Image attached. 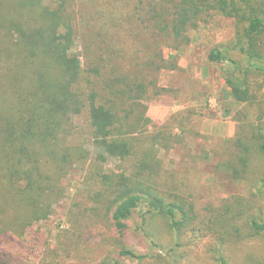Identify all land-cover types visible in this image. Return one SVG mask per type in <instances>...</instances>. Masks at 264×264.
Masks as SVG:
<instances>
[{
  "label": "rangeland",
  "instance_id": "1",
  "mask_svg": "<svg viewBox=\"0 0 264 264\" xmlns=\"http://www.w3.org/2000/svg\"><path fill=\"white\" fill-rule=\"evenodd\" d=\"M234 1L264 19V0ZM104 4L105 0H69L80 35L75 51L85 76L93 81L100 103L119 101L107 87L115 78H140L146 94L137 105L131 100L122 102L119 123L125 125L127 120L135 125L136 133L130 138L137 155L154 138L159 139L156 186L171 199L183 197L192 203L195 218L175 231L163 217L150 218L142 225L143 209H139L124 236L117 233L110 218L113 201L120 195L115 187L117 176L132 172L137 155L121 160L97 148L87 107L73 117L61 141L63 148L82 151L85 160L74 162L60 176L63 195L53 204L48 219L29 226L23 235L3 237L0 249L5 263L219 264L217 257L222 254L228 264H264V239L251 229L253 219L264 222V154L260 150L264 71L248 70L251 100L241 103L233 97L223 73L224 67L233 65L208 60L212 48L227 47L231 57L246 67L236 47L247 22L213 12L169 45L153 40L137 24L135 34H144L143 40L134 35L132 41L143 52L132 54L131 64L118 69L111 55L100 53V44L89 47L90 37L81 35L89 27L106 39ZM258 44L264 62V30ZM115 49L124 50L120 43ZM81 85L88 86L85 81ZM48 162V169L56 172ZM13 214L17 215L14 209L7 212L9 217ZM123 246L146 258L119 257Z\"/></svg>",
  "mask_w": 264,
  "mask_h": 264
},
{
  "label": "trees",
  "instance_id": "2",
  "mask_svg": "<svg viewBox=\"0 0 264 264\" xmlns=\"http://www.w3.org/2000/svg\"><path fill=\"white\" fill-rule=\"evenodd\" d=\"M103 6L108 11L106 39L102 32L93 33L89 27L81 35L90 37L89 47L100 44V53L111 55L118 69L131 64L132 54L143 52L132 41L134 35L143 40L144 34H135L137 24L153 40L162 39L169 45L213 12L245 20V34L236 48L245 57L246 67L231 57L227 47L212 48L208 60L216 65L231 63L233 68L224 67L223 73L233 97L241 103L251 100L248 70L264 71L258 44L264 30L262 16L248 13L234 0H105ZM79 36L69 0H0V246L3 237L23 235L29 226L48 219L53 204L63 195L60 176L74 162L85 160L82 151L73 152L61 144L73 117L85 108L89 110L97 148L121 160L137 155L130 138L136 127L127 120L125 125L119 123L120 107L129 100L137 105L147 89L140 78H115L107 87L119 101L100 103L101 97L93 81L85 76L82 59L75 51ZM116 43L124 50L115 49ZM83 81L88 84L85 88ZM158 141L154 138L151 146L136 156L131 173L117 176L115 187L120 195L113 201L110 218L120 236L129 229V221L139 209H143L142 225L150 218L163 217L175 231H181L195 218L192 203L183 197L171 199L156 186ZM260 150L264 154V137ZM99 158L104 161L103 155ZM48 161L56 172L48 169ZM11 209L17 215L9 217ZM251 229L264 239V222L253 219ZM119 257L138 261L146 258L126 246ZM4 258L0 249V264H6ZM217 260L228 264L222 254ZM108 264L121 262L112 260Z\"/></svg>",
  "mask_w": 264,
  "mask_h": 264
}]
</instances>
